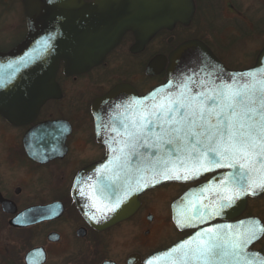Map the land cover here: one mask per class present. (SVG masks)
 I'll return each mask as SVG.
<instances>
[{
	"label": "water",
	"instance_id": "1",
	"mask_svg": "<svg viewBox=\"0 0 264 264\" xmlns=\"http://www.w3.org/2000/svg\"><path fill=\"white\" fill-rule=\"evenodd\" d=\"M23 3L29 34L13 50L6 53L0 51V116L15 127L32 124L47 102L62 98L56 81L61 63L64 64L66 76L87 73L102 64L127 32L135 34L137 41L132 52L138 53L160 31L173 32L177 25L189 27L196 11L194 0H94L91 3L85 0H23ZM167 63L165 82L149 93L140 95L132 86L123 84L94 101L92 110L98 140L106 148V154L101 161L82 170L73 187V196L81 213L95 228L104 229L130 218L137 211L139 197L144 192L169 183L192 184L215 174L208 181L188 190L172 205L175 225L181 231H196L173 246L151 255L145 264L150 261L152 264H169L170 257L166 253L192 239L197 232H206L208 228L219 230L225 225L242 226L241 231L264 228L259 218L233 222L245 212L249 198L264 196V188L253 187L247 193L241 191L229 207H220L227 203L220 197L232 194L231 189L225 191V182L221 181V177H230L232 169L217 168L193 173L196 178L187 180L154 176L150 172L144 173L143 179L133 172L125 180V175L117 169L120 153L113 149L121 146V134L131 116L125 111L129 102L148 101L154 93L163 90L178 92L180 89L177 85L187 84L192 94H196L202 90L201 82L219 85L221 81L217 77L222 76L224 81H230L231 77H239L246 72L264 73V48L253 66L234 70L225 66L203 41L195 39L178 45L167 57ZM153 67L154 64L149 66L148 74H158L154 73ZM51 126L45 123L30 130L25 137L26 146L37 135L47 137ZM28 153L40 160L37 155ZM45 157L52 158L44 154ZM130 159V167L135 168L139 163L138 158L131 156ZM116 175L120 176L116 180L117 196L99 191L110 182V177L115 179ZM116 198L120 199V203L113 208ZM0 205L5 213L16 215L10 221L14 228H26L49 220L54 210L59 215L63 212L50 205L17 214L15 204L3 199L1 194ZM198 212L204 213L203 218L197 215ZM190 216L195 217L192 226H183ZM263 235L259 234V238L253 239L246 248L257 262L264 261V255L251 247ZM45 262L42 249H33L25 257V264Z\"/></svg>",
	"mask_w": 264,
	"mask_h": 264
},
{
	"label": "flooded vegetation",
	"instance_id": "2",
	"mask_svg": "<svg viewBox=\"0 0 264 264\" xmlns=\"http://www.w3.org/2000/svg\"><path fill=\"white\" fill-rule=\"evenodd\" d=\"M93 1L85 0L86 3ZM225 1L194 0L196 11L192 24L176 28L187 31L202 20V10L212 9L213 6L217 9L220 2ZM0 20L4 22L3 30L15 38L8 50L0 49L6 53L24 42L29 34L23 0H0ZM169 34L166 30L160 31L140 52L134 53L132 48L137 39L133 32H127L101 65L84 74L66 76L61 63L56 81L62 98L47 102L32 124L15 127L0 116L2 198L15 204L17 214L50 205L63 210L61 215L54 210L50 214L52 218L44 222L14 228L10 221L16 216L5 213L0 205V218L7 222L11 230L20 233L25 249L31 246L25 255L32 249H42L46 256L45 264H145L154 253L195 232L181 231L176 227L172 205L189 189L212 176L193 184H167L149 190L139 197V207L130 218L104 229L95 228L84 217L73 196L79 173L101 161L106 154V148L98 140L92 110L97 98L118 85H130L140 95H145L163 84L167 57L188 40L205 42L222 61L220 54L213 50V43L202 36L183 35L181 42L174 45L175 38L168 37ZM152 64L154 73L158 74L147 73ZM45 123L52 124L47 137L37 135L27 142V148V133ZM28 152L37 155L40 160L32 158ZM44 154L52 158H43ZM258 199H249L245 212L233 221L258 217L251 211ZM252 249L264 254V235ZM24 258L21 264H25Z\"/></svg>",
	"mask_w": 264,
	"mask_h": 264
},
{
	"label": "snow or ice",
	"instance_id": "3",
	"mask_svg": "<svg viewBox=\"0 0 264 264\" xmlns=\"http://www.w3.org/2000/svg\"><path fill=\"white\" fill-rule=\"evenodd\" d=\"M217 78L219 85L201 82L202 90L196 94L183 84L176 86L178 92L163 90L148 101L127 104L125 111L131 116L121 134V146L113 149L120 153L116 167L125 180L133 172L141 179L150 172L187 180L196 178L193 173L232 169L230 177H221L225 191L232 190L231 195L220 197L227 201L221 208L229 207L241 191L264 188V73L246 72L230 81ZM131 156L139 160L135 168L130 167ZM118 179L119 175L110 177L99 191L117 196ZM119 203L116 198L113 208ZM197 215L203 218L204 213ZM194 219L190 216L183 226H192ZM241 227L225 225L197 232L165 255L170 257L169 264H264L246 251L264 228L241 231Z\"/></svg>",
	"mask_w": 264,
	"mask_h": 264
},
{
	"label": "rangeland",
	"instance_id": "4",
	"mask_svg": "<svg viewBox=\"0 0 264 264\" xmlns=\"http://www.w3.org/2000/svg\"><path fill=\"white\" fill-rule=\"evenodd\" d=\"M215 11L214 14L210 12V23L204 16L203 21L199 20L187 31L176 28L168 37L175 38L174 45H177L183 35H200L213 43L212 49L220 54L230 69L240 70L253 65L258 51L264 48V0H227L220 2ZM3 25L0 20V49L8 50L15 38L3 30ZM251 211L264 222V197L254 202ZM20 238V233L11 230L7 222L0 218V264H17L23 260L31 246L25 249Z\"/></svg>",
	"mask_w": 264,
	"mask_h": 264
},
{
	"label": "trees",
	"instance_id": "5",
	"mask_svg": "<svg viewBox=\"0 0 264 264\" xmlns=\"http://www.w3.org/2000/svg\"><path fill=\"white\" fill-rule=\"evenodd\" d=\"M202 11H203V10H202ZM210 12H211L212 14H214V12H216V11H215V8H212V9H210V8H209V9H204V12H202V13H203V15H202V16H203V17H202V21H203L204 16H206V18H207L208 21H209V18H210V17H209V16H210ZM209 23H210V21H209ZM205 29H206V28H205ZM248 30H249V29H248ZM204 31H205V30H204ZM206 31L209 32L208 30H206ZM238 31H241V30L239 29ZM253 31H254V30H251L252 33H254ZM242 32H244V31L242 30ZM17 264H21V262L18 261Z\"/></svg>",
	"mask_w": 264,
	"mask_h": 264
}]
</instances>
